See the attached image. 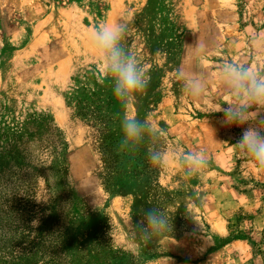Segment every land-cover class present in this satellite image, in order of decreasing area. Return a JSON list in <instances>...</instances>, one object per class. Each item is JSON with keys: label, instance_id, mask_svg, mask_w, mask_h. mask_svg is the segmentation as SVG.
I'll use <instances>...</instances> for the list:
<instances>
[{"label": "rangeland", "instance_id": "rangeland-1", "mask_svg": "<svg viewBox=\"0 0 264 264\" xmlns=\"http://www.w3.org/2000/svg\"><path fill=\"white\" fill-rule=\"evenodd\" d=\"M113 20L126 23L124 46L147 81L120 114L155 134L137 153H165L147 195L104 190L89 127L72 108L84 84L107 80L90 37ZM225 62L264 73V0H0V153L26 125L35 137L24 165L0 175V264H84L98 243L135 264L128 241L148 207L169 228L138 241L139 264H264V173L232 145L241 129L213 113L226 99L217 79ZM178 69L206 77L198 99ZM41 124L63 150H41ZM189 152L208 162L186 179L176 161Z\"/></svg>", "mask_w": 264, "mask_h": 264}, {"label": "clouds", "instance_id": "clouds-1", "mask_svg": "<svg viewBox=\"0 0 264 264\" xmlns=\"http://www.w3.org/2000/svg\"><path fill=\"white\" fill-rule=\"evenodd\" d=\"M127 31L126 23L113 20L94 28L90 37V47L110 83L112 98L122 109L134 104L137 94L147 86L142 67L124 46ZM176 77L188 97L198 99L204 93L206 77L203 73L187 75L185 70L178 69ZM217 79L226 99L216 106L213 113H222V125L241 129L232 145L247 158L256 173H264V73L242 62H225L218 68ZM118 125L119 142L116 150L121 154H134L149 135H155L150 132L145 121L127 111H122ZM165 134L164 129L159 130L158 135ZM164 155L162 148L153 146L146 153L147 163L158 166ZM207 162L204 152L179 155L176 161L180 173L186 179L206 167ZM168 228V218L160 209H144L142 219L135 224L133 239L128 241L135 264H139L140 259L138 241L147 242Z\"/></svg>", "mask_w": 264, "mask_h": 264}, {"label": "trees", "instance_id": "trees-1", "mask_svg": "<svg viewBox=\"0 0 264 264\" xmlns=\"http://www.w3.org/2000/svg\"><path fill=\"white\" fill-rule=\"evenodd\" d=\"M72 108L76 117L89 127L91 146L98 155L97 177L104 190L118 196H133L136 192L151 194V190L157 186L156 166H150L146 155L137 153L139 149L132 155L121 154L116 150L119 142L118 121L121 114L120 106L112 98L109 81L97 77L84 84L80 89V97L74 98ZM38 131L41 134L42 131L45 133L41 150L54 155L64 149L60 135L48 126L41 124ZM31 133L29 125H26V128L14 135L12 142L15 145L8 144L10 150L5 153L4 149V152L0 153V175L5 172L7 164L10 168L13 167L11 164L24 165L30 155L28 153L30 140L35 139V137L30 139ZM93 250L85 252L84 264H132L126 261L124 256L112 253L99 243L94 245Z\"/></svg>", "mask_w": 264, "mask_h": 264}]
</instances>
